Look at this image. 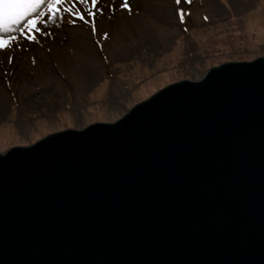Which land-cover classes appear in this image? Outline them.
Returning a JSON list of instances; mask_svg holds the SVG:
<instances>
[{"label":"water","instance_id":"1","mask_svg":"<svg viewBox=\"0 0 264 264\" xmlns=\"http://www.w3.org/2000/svg\"><path fill=\"white\" fill-rule=\"evenodd\" d=\"M0 160V264H264V58Z\"/></svg>","mask_w":264,"mask_h":264},{"label":"rangeland","instance_id":"2","mask_svg":"<svg viewBox=\"0 0 264 264\" xmlns=\"http://www.w3.org/2000/svg\"><path fill=\"white\" fill-rule=\"evenodd\" d=\"M68 2L83 10L77 0ZM122 2L99 0L97 9L103 14L97 12L95 17V35L90 24L63 14L62 20L49 23L47 35L36 34V42L18 37L11 47L0 50V87L10 96L5 106L0 104V152L31 146L68 129L114 122L172 84L199 80L224 64L264 58V0H192L191 4L182 0L179 6L174 0H128L130 13L121 7ZM180 9L187 13L184 23L179 22ZM148 11L154 22L170 20L177 29L165 25L172 33L163 39L144 31L141 39L129 40L125 28L130 29ZM252 20L257 21V27L250 31ZM105 32L107 40L103 39ZM129 34L139 36L134 28ZM116 36L123 37V47L118 51L114 49ZM100 38L110 52L108 57L100 52L102 62L93 60L99 64L95 79L77 87L60 78L61 85H66L63 89L43 84L20 95L23 81L32 78L39 68L48 66L51 73L62 76L55 59L80 46L93 51ZM256 38L260 41L257 45L253 44ZM92 54L95 57L96 53ZM41 58L48 62H41ZM33 61L37 62L35 68L30 64Z\"/></svg>","mask_w":264,"mask_h":264},{"label":"snow or ice","instance_id":"3","mask_svg":"<svg viewBox=\"0 0 264 264\" xmlns=\"http://www.w3.org/2000/svg\"><path fill=\"white\" fill-rule=\"evenodd\" d=\"M98 2L99 0H90L89 6V0H77V3L83 6L81 10L72 6L68 0H0V50L11 47L18 41V37L36 42V34L47 35L45 29L49 23L54 24L57 19L62 20L63 14L72 15L84 24H90L92 34L95 35L97 32L95 17L97 12L103 14L101 9H97ZM183 2L191 4L192 0H183ZM174 3L179 6L182 0H174ZM121 7L131 12L128 0H123ZM185 15L183 9L178 11L180 23H184ZM70 22L75 23V20ZM103 39H108L107 32L103 33ZM96 42L99 43V41ZM9 63H11V57ZM0 162L3 161L0 160Z\"/></svg>","mask_w":264,"mask_h":264},{"label":"bare ground","instance_id":"4","mask_svg":"<svg viewBox=\"0 0 264 264\" xmlns=\"http://www.w3.org/2000/svg\"><path fill=\"white\" fill-rule=\"evenodd\" d=\"M151 14L150 12H146L145 16L143 17V19H140V17L138 18L139 20H137L136 22L132 23V28H134L135 31H137L139 36H135V34L130 35L129 34V30L125 28L128 32V39L131 40L133 37H138L139 39H141V35L143 36L144 31H149L152 35H156L161 37L162 39L165 38L167 35H170L172 33V31H170V28H164L165 25H167V27L171 26L173 28V31L177 29V25H173L174 22L173 21H166L165 19H159V22H154L153 19L150 18ZM187 16V13L185 15V18ZM169 25V26H168ZM260 27H262V25H259ZM252 27V28H251ZM251 27H250V31L253 29H255V27H257V21H253L251 22ZM263 28H258L257 30L261 31ZM115 34L118 33V30L116 29V31L114 32ZM140 33V34H139ZM113 34V33H111ZM262 37V36H260ZM116 41L114 43V49L118 51L117 48H121L123 47V44L121 43L123 40V37H115ZM105 40L102 41V38L99 39V43H96L97 47L96 49H94L92 51V49H86L83 48L82 46H80L78 49L74 50L76 52H71L70 54H66L64 53V56H60L58 58H56L55 62H57L56 68L59 71L58 73H62V76H57L54 73H51L50 68L48 69V66L46 67V69L48 71H46V69L44 68H39V70L36 71L35 75L30 78L29 80H25L23 81V85L20 86V95L24 96L25 94H28L29 90H34L36 87H38V85H51V86H56L58 87V89H63L64 87H66L65 83H63V85H61V83L63 82L61 79L63 78H67L68 80L72 81V83L74 84V86L80 87L83 86L85 83L90 82L91 80L95 79V75H96V67L99 65L97 62H95L96 60H98V62H102V54L104 53V57H108L110 52L109 49H107L108 47L106 46V41ZM260 41L256 40L254 41L253 44L257 45L259 44ZM256 47V46H254ZM91 50L93 53H96L95 57L93 56L92 52L88 51ZM102 52V54L100 53ZM112 54V53H111ZM41 62H45L47 63L48 60L46 58L45 59L41 58L40 59ZM95 60V61H93ZM93 61V62H91ZM37 62H30L31 66H33L35 68V64ZM61 78V79H60ZM34 87V88H33ZM9 94L7 92H5L1 87H0V104L3 106L6 105V103L8 102L7 100H9ZM22 100V99H21ZM6 144V143H5Z\"/></svg>","mask_w":264,"mask_h":264}]
</instances>
